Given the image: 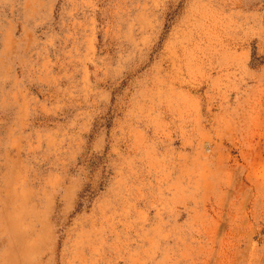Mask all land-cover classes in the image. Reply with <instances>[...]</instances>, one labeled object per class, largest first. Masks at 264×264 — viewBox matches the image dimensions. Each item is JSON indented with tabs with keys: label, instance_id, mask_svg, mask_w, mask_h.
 Masks as SVG:
<instances>
[{
	"label": "rangeland",
	"instance_id": "374dc122",
	"mask_svg": "<svg viewBox=\"0 0 264 264\" xmlns=\"http://www.w3.org/2000/svg\"><path fill=\"white\" fill-rule=\"evenodd\" d=\"M0 264H264V0H0Z\"/></svg>",
	"mask_w": 264,
	"mask_h": 264
}]
</instances>
